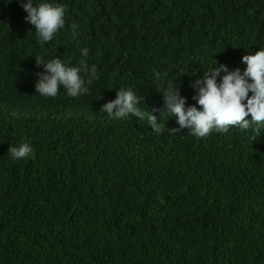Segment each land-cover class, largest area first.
<instances>
[{"label":"trees","instance_id":"16d2710c","mask_svg":"<svg viewBox=\"0 0 264 264\" xmlns=\"http://www.w3.org/2000/svg\"><path fill=\"white\" fill-rule=\"evenodd\" d=\"M53 2L65 27L41 44L17 0H0V264H264L254 127L156 134L98 105L131 88L162 107L169 81L187 100L216 64L243 70L264 48V0ZM36 57L98 79L42 96ZM24 142L33 154L13 161Z\"/></svg>","mask_w":264,"mask_h":264},{"label":"clouds","instance_id":"9594fccd","mask_svg":"<svg viewBox=\"0 0 264 264\" xmlns=\"http://www.w3.org/2000/svg\"><path fill=\"white\" fill-rule=\"evenodd\" d=\"M27 13L25 22L34 26L38 41L48 43L65 27L66 6L53 0H17ZM81 54L88 55L82 48ZM37 65L44 72L38 74L36 92L42 96L55 97L61 88L70 97L81 96L88 91V84L98 79L97 68L90 69V79L80 75V67L69 66L60 58L43 60L36 57ZM241 70H229L225 64H216L208 69L202 79L195 81L196 91L189 93L187 100L180 94L179 87L172 82L162 88V107L148 109L139 105L142 98L129 89L121 88L118 93L106 96L98 102L102 111L119 121L135 120L144 123L156 134H161L167 126L175 125L172 132L189 129L197 137L203 138L213 131L225 133L230 126H239L251 131L256 140L264 139V48L254 55H245ZM166 75V74H165ZM159 79L161 74L156 73ZM251 93V95H249ZM248 117V118H247ZM13 161L26 159L33 154L29 143L11 146L8 153Z\"/></svg>","mask_w":264,"mask_h":264}]
</instances>
